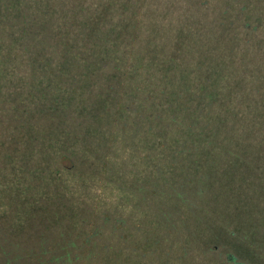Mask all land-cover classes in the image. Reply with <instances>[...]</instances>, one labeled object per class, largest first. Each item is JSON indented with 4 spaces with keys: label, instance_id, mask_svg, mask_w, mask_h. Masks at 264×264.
I'll return each mask as SVG.
<instances>
[{
    "label": "rangeland",
    "instance_id": "obj_1",
    "mask_svg": "<svg viewBox=\"0 0 264 264\" xmlns=\"http://www.w3.org/2000/svg\"><path fill=\"white\" fill-rule=\"evenodd\" d=\"M0 264H264V0H0Z\"/></svg>",
    "mask_w": 264,
    "mask_h": 264
},
{
    "label": "trees",
    "instance_id": "obj_2",
    "mask_svg": "<svg viewBox=\"0 0 264 264\" xmlns=\"http://www.w3.org/2000/svg\"><path fill=\"white\" fill-rule=\"evenodd\" d=\"M235 0H231V3L232 2H234ZM242 1H244V0H242ZM243 10H244V7L242 8ZM222 15L224 16V17H227V20H231V15H230V9H228V8H224V11L222 12ZM24 18H25V16H24ZM15 25V24H14ZM14 25H12V26H9L8 27V29L10 30ZM26 28H27V23H21V27L19 28L20 30H22L23 32H26V34L25 35H27V39L28 40H30V42L33 40L34 41V39L32 38V35L30 34V33H28L27 32V30H26ZM220 38V37H219ZM33 45H34V43H33ZM29 47H30V45L29 44H27V43H25V49H24V52L25 53H31V50L29 49ZM38 50L37 49H35L34 50V52H37ZM38 53V52H37ZM36 53V54H37ZM45 54L47 55V52H45ZM50 54H52V52L51 53H49L47 56H48V58H50L51 56H50ZM38 55L41 57V59L43 60V55L42 54H40V53H38ZM103 71H104V69H101V72L103 73ZM31 77H35V76H33V74H31ZM39 97H41L42 99H44L46 102H47V100H46V96H44L42 93H40V95H39ZM47 105H49V104H47ZM170 109H172V104H170ZM185 118V117H184ZM197 118V115H195V118L194 119H196ZM62 120H65V119H62ZM62 120L60 121L61 123H62ZM174 120V119H173ZM194 120L192 121V122H190V121H186V122H184L185 124H186V126H191V127H193V125H194ZM256 125V124H255ZM250 136H252V135H250ZM189 147H190V145L189 144H186L185 143V147L183 146L182 148H181V150H180V153L182 154V153H184V152H186L188 149H189ZM194 152H196V153H198V154H200V155H209L208 154V151H206V146H202V145H197V146H194V147H190ZM260 152V151H259ZM227 153H231L232 154V156H237L236 154H234V153H232L230 150L227 152ZM177 197H180V194H177Z\"/></svg>",
    "mask_w": 264,
    "mask_h": 264
}]
</instances>
